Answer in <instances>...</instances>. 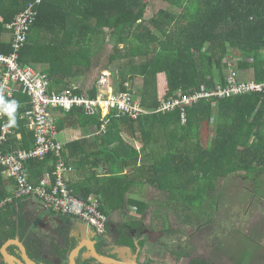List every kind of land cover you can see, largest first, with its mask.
Wrapping results in <instances>:
<instances>
[{
    "label": "trees",
    "instance_id": "16d2710c",
    "mask_svg": "<svg viewBox=\"0 0 264 264\" xmlns=\"http://www.w3.org/2000/svg\"><path fill=\"white\" fill-rule=\"evenodd\" d=\"M36 1L0 0V53L14 50L10 25ZM146 1L163 7L153 26L142 30L149 7L145 0H48L38 8L29 39L18 51L20 63L47 73L52 92L72 89L93 98L99 75L108 70L117 78V91L136 93L150 112L136 120L112 110L108 123L101 111L53 112L60 133L82 129L86 135L65 143L67 162L83 179L76 185L70 181L76 197L100 199L107 216L127 207L145 216L149 200L131 196L154 190L169 195L168 206L182 223L201 227L218 209L215 185L231 174L258 179L264 174V93L160 109L163 102L225 87L232 64L242 73L248 66L252 76H243L264 82V0ZM112 33L117 40L110 47ZM5 104L0 127L9 123L15 135L3 151H30L36 136L22 119L31 110L29 98L18 87ZM204 124L208 130L218 125L217 135L206 143ZM56 162L55 154L30 161L31 180L39 184L54 172ZM100 171L105 172L102 178ZM6 196L0 176V198ZM15 204L6 207L4 218L15 214Z\"/></svg>",
    "mask_w": 264,
    "mask_h": 264
},
{
    "label": "built area",
    "instance_id": "2783aa9c",
    "mask_svg": "<svg viewBox=\"0 0 264 264\" xmlns=\"http://www.w3.org/2000/svg\"><path fill=\"white\" fill-rule=\"evenodd\" d=\"M48 0H37L36 3L10 25L14 42V50L9 54L0 53V121L7 111L5 99L14 98L18 87L29 98L31 110L22 114L28 121V129L36 136L35 147L30 151L4 152L5 146L15 135L9 123L0 127V176L2 178L6 198H0V210L15 204L16 201L36 200L58 214L72 216L90 224L98 234L106 233L108 216L101 211V201L91 197L89 201L79 199L70 188V177L75 167L67 162V147L59 139L60 131L55 110L63 109L71 112L75 108H84L88 113L101 111L103 120L109 122L108 115L112 110L117 116H130L138 120L150 114L142 105L141 97L132 92H118L112 74L104 70L98 78V94L96 98L87 93L75 94L72 89L58 93L52 92L50 76L35 66H23L20 63L19 49L28 41L31 26L37 21L38 8ZM252 93H264V82L248 79L234 65L226 73V86L221 85L213 91H205L193 96H184L181 101L163 102L160 111L167 112L176 107H189L205 98L229 99L247 96ZM217 104V103H215ZM51 154L57 158L54 172L47 173L40 183L30 178L28 163L32 160H45Z\"/></svg>",
    "mask_w": 264,
    "mask_h": 264
},
{
    "label": "flooded vegetation",
    "instance_id": "af4514ba",
    "mask_svg": "<svg viewBox=\"0 0 264 264\" xmlns=\"http://www.w3.org/2000/svg\"><path fill=\"white\" fill-rule=\"evenodd\" d=\"M15 208L5 218L7 210H0V264H246L242 258L202 252L194 233L177 242L172 229L155 225L151 209L145 216L128 209L112 213L100 235L90 224L46 206L48 214L63 217L62 224L39 220L38 210L21 204Z\"/></svg>",
    "mask_w": 264,
    "mask_h": 264
},
{
    "label": "rangeland",
    "instance_id": "374dc122",
    "mask_svg": "<svg viewBox=\"0 0 264 264\" xmlns=\"http://www.w3.org/2000/svg\"><path fill=\"white\" fill-rule=\"evenodd\" d=\"M145 2L149 7L146 19L141 24H145L142 30H146L147 25L153 26L151 22L163 7L152 1ZM183 23L186 27L189 24ZM114 34L108 38L110 47L117 40ZM251 72L252 69L248 66L243 67L246 77L252 76ZM113 77L117 82V78ZM207 128L208 125L204 124L203 143L209 141L206 140L208 137L217 135V124L211 126L210 130ZM261 176L262 178L258 179L256 175L250 178L248 173L231 174L215 185L218 191L215 193L217 204L219 203L218 209L200 228L197 224L185 225L179 220L173 207L168 206V194L152 190V193H147L145 199L147 198L151 205L149 209L153 211L151 217L155 225L158 222L160 227L172 229L177 242L186 240L185 238L194 233L202 252L219 253L227 259L242 258L246 264H251L252 261H261L264 264V174Z\"/></svg>",
    "mask_w": 264,
    "mask_h": 264
},
{
    "label": "crops",
    "instance_id": "0c3cea01",
    "mask_svg": "<svg viewBox=\"0 0 264 264\" xmlns=\"http://www.w3.org/2000/svg\"><path fill=\"white\" fill-rule=\"evenodd\" d=\"M188 25L189 24H187V26ZM86 133H88V132H86ZM85 136L86 135L84 134V131L82 129H67V130H64L60 133L59 139L61 141H63L64 143L69 144V143L78 141V140L84 138ZM87 136L90 138L93 137L92 134L91 135L89 134ZM137 146L139 148H141L142 145L137 143ZM104 173H105L104 171H100L99 178H102L103 176H105ZM81 177L82 176L80 175V173L77 170H75V172L70 177V181H72V185L73 184L76 185L78 183H81V181L83 180ZM94 184L97 185L98 183H94ZM146 196H148V195L145 191L144 194H138V195L135 194V195L131 196V198L138 201V202L146 203V201H147V198L145 199ZM20 204H21L22 208L32 209L35 211L38 210L39 211V217H40L39 220L44 218L43 220H45V222H49L50 225H52V226H54L55 223L56 224H62L63 217L58 216L56 214L54 215L52 213L48 214L47 210L44 209V205L42 203L36 201V200H27V201L22 202ZM127 209L130 211H132V210L137 211L138 210L137 208H131V207H127ZM119 211L121 212V210H119ZM119 211H116L114 213H118ZM59 217H61V218H59ZM73 219L76 223H78L75 218H73ZM78 225H80V224H78Z\"/></svg>",
    "mask_w": 264,
    "mask_h": 264
},
{
    "label": "water",
    "instance_id": "95a60500",
    "mask_svg": "<svg viewBox=\"0 0 264 264\" xmlns=\"http://www.w3.org/2000/svg\"><path fill=\"white\" fill-rule=\"evenodd\" d=\"M99 259H100L101 261H103V262H107V261H105V260H104L103 258H101V257H100Z\"/></svg>",
    "mask_w": 264,
    "mask_h": 264
}]
</instances>
